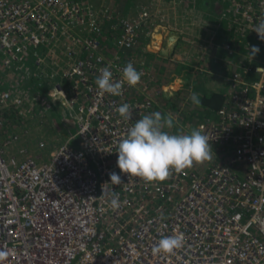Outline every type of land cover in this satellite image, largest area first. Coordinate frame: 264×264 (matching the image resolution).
<instances>
[{
    "label": "built area",
    "instance_id": "obj_1",
    "mask_svg": "<svg viewBox=\"0 0 264 264\" xmlns=\"http://www.w3.org/2000/svg\"><path fill=\"white\" fill-rule=\"evenodd\" d=\"M218 2L225 41L207 45L231 58L214 56L223 72L230 67L219 72L227 90L222 106L198 123L212 159L150 184L117 166L118 144L135 122L155 109L170 113L156 108L162 91L138 59L141 25L102 0H0L1 65L10 74H2L10 84L0 87V112L44 108L22 83L31 63L32 79L50 81L74 130L40 164L5 158L0 148L6 264H264V41L253 31L264 0ZM252 45L260 49L254 59ZM128 63L143 72L136 87L123 82ZM104 67L123 82L121 95L100 94ZM125 103L130 120L116 111ZM111 172L122 184H111ZM113 192L118 210L109 206ZM178 232L182 249L153 255L161 238Z\"/></svg>",
    "mask_w": 264,
    "mask_h": 264
},
{
    "label": "crops",
    "instance_id": "obj_2",
    "mask_svg": "<svg viewBox=\"0 0 264 264\" xmlns=\"http://www.w3.org/2000/svg\"><path fill=\"white\" fill-rule=\"evenodd\" d=\"M104 1L116 6L130 21L141 25L138 47L146 53L139 54L138 59L155 75L157 83L154 82L153 87L162 91L164 104L156 108H168L166 102L170 101L181 104L192 92L197 93L200 99L212 92L223 95L225 99L227 89L220 75L230 67H224L226 71L221 73L222 62L216 63L214 56L219 53L218 56L226 60L231 58L207 45L212 41H225L216 29L218 24L224 23L218 17V0H124V4L123 0ZM147 30L151 31L147 34ZM169 32L176 34V43L172 53L163 55L160 50L165 48ZM157 33L161 38L156 41L155 49L150 44L153 34ZM216 65L218 69L215 71ZM46 88L50 91V81L46 82ZM53 98L58 103L59 100ZM175 108L180 107L176 105Z\"/></svg>",
    "mask_w": 264,
    "mask_h": 264
},
{
    "label": "clouds",
    "instance_id": "obj_3",
    "mask_svg": "<svg viewBox=\"0 0 264 264\" xmlns=\"http://www.w3.org/2000/svg\"><path fill=\"white\" fill-rule=\"evenodd\" d=\"M261 41H264V20L254 29ZM251 58L254 59L260 52L258 46H249ZM101 75L96 80L100 94L104 93L119 96L122 94L123 82L131 87L141 83L143 72L136 70L132 63H128L123 69V82L113 80V73L109 67L101 70ZM258 71V69H257ZM31 93V92H30ZM193 104L201 106L199 95L192 92L189 97ZM131 106L127 103L119 106L116 111L124 120H130ZM174 127V117L153 112L137 120L127 135L118 144L117 166L120 172L128 175L129 179L139 178L147 183H163L170 179L173 172L183 173L191 169L194 164H203L212 159L213 148L209 138L202 131V126L193 128L190 133H171ZM110 181L113 185L122 184L121 175L111 172ZM106 185V184H105ZM103 195H107L104 192ZM110 208L118 210L121 207L119 195L111 194ZM185 237L183 233H175L172 236L161 238L152 248L153 255H175L184 247ZM9 251L0 248V264H6L9 259Z\"/></svg>",
    "mask_w": 264,
    "mask_h": 264
},
{
    "label": "rangeland",
    "instance_id": "obj_4",
    "mask_svg": "<svg viewBox=\"0 0 264 264\" xmlns=\"http://www.w3.org/2000/svg\"><path fill=\"white\" fill-rule=\"evenodd\" d=\"M104 3L108 5V1L102 0V4ZM122 3L124 4V0ZM145 53V51H142L141 54ZM242 53H246L245 49L242 50ZM1 60L2 55L0 54V87L5 88L6 86L8 87L10 82L8 79V81L3 79L2 74L5 76L10 74L8 70L2 67ZM28 67L30 74L25 73L22 76V78H25L22 81L23 86L26 87L31 82H36L40 85L44 84L32 79L31 73L32 70L34 71V67L31 63L28 64ZM215 68L214 70L216 71L218 65ZM219 69L223 72V69ZM29 86L31 87V84ZM44 86L46 87V85ZM30 91L32 92L30 94L34 95L33 90L31 89ZM39 98L41 99L40 96ZM51 98L54 99L53 97ZM45 103L44 108L14 109L16 111L15 115L18 117H11L6 111L0 112V148L5 158H14L16 162L32 158L36 163L40 164L48 159L49 153L54 147H57L61 142H65V137L69 133H74L72 118H70L68 110L64 107L62 108L61 105H57L58 108H47V103ZM166 103L168 106L166 110L174 117V127L171 133L183 132L188 134L193 128L198 129V123L202 121V118L199 117V113L192 105L190 98L183 99L181 104L171 101ZM176 105L180 108H175ZM190 108H192L191 111H189ZM35 109H39V111ZM156 111L158 110L155 109L154 112ZM41 142L44 146H40ZM203 164L194 165L203 166Z\"/></svg>",
    "mask_w": 264,
    "mask_h": 264
},
{
    "label": "trees",
    "instance_id": "obj_5",
    "mask_svg": "<svg viewBox=\"0 0 264 264\" xmlns=\"http://www.w3.org/2000/svg\"><path fill=\"white\" fill-rule=\"evenodd\" d=\"M30 84H31L32 88L29 86ZM30 84L28 86H26V90H28V88H29L28 91H30L32 89L34 95L40 96L42 101L47 103L46 106H49L50 108L51 107L52 108H58L57 107V105H59L58 103H60V105H62L61 102L57 103L54 99L51 98V97H54V96H52L50 91L47 90V88L44 86V85H46L45 83L40 85V84H38L36 82H31ZM223 103H224V96L221 95V94L212 92L210 95H208V96L204 95L201 98V106H198V108H196V110L199 113V117L200 118H205L210 113L214 114L216 112V110L222 106ZM4 111H6L8 113V115H10L11 117H16L17 116V115H15L16 111L14 109L10 108V109L4 110Z\"/></svg>",
    "mask_w": 264,
    "mask_h": 264
},
{
    "label": "water",
    "instance_id": "obj_6",
    "mask_svg": "<svg viewBox=\"0 0 264 264\" xmlns=\"http://www.w3.org/2000/svg\"><path fill=\"white\" fill-rule=\"evenodd\" d=\"M152 38H153V41H152V44H150V46L157 49L158 43L156 41H160L158 39H160L161 36H160V34L157 33V34H153ZM176 39H177L176 34L174 32H169V34L166 38L167 44H166L164 49L160 50L161 51L160 53L163 55H168L169 53H172V51L174 49V45L176 43Z\"/></svg>",
    "mask_w": 264,
    "mask_h": 264
}]
</instances>
